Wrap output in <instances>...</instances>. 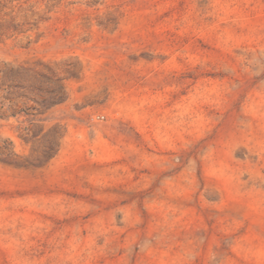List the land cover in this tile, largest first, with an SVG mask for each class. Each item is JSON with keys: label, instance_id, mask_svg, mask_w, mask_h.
Wrapping results in <instances>:
<instances>
[{"label": "rangeland", "instance_id": "1", "mask_svg": "<svg viewBox=\"0 0 264 264\" xmlns=\"http://www.w3.org/2000/svg\"><path fill=\"white\" fill-rule=\"evenodd\" d=\"M0 264H264V0H0Z\"/></svg>", "mask_w": 264, "mask_h": 264}]
</instances>
